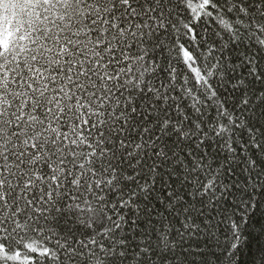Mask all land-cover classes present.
Segmentation results:
<instances>
[{
    "label": "snow or ice",
    "instance_id": "obj_1",
    "mask_svg": "<svg viewBox=\"0 0 264 264\" xmlns=\"http://www.w3.org/2000/svg\"><path fill=\"white\" fill-rule=\"evenodd\" d=\"M0 264H264V0H0Z\"/></svg>",
    "mask_w": 264,
    "mask_h": 264
},
{
    "label": "trees",
    "instance_id": "obj_2",
    "mask_svg": "<svg viewBox=\"0 0 264 264\" xmlns=\"http://www.w3.org/2000/svg\"><path fill=\"white\" fill-rule=\"evenodd\" d=\"M255 247V246H254ZM248 257L246 256V259H247Z\"/></svg>",
    "mask_w": 264,
    "mask_h": 264
}]
</instances>
